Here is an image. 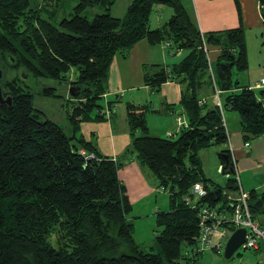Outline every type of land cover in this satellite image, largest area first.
Here are the masks:
<instances>
[{"label":"trees","instance_id":"trees-1","mask_svg":"<svg viewBox=\"0 0 264 264\" xmlns=\"http://www.w3.org/2000/svg\"><path fill=\"white\" fill-rule=\"evenodd\" d=\"M76 1L72 14L54 25L50 19L62 0H38L42 4L35 9L30 0H0V61L9 70L23 71L0 80L2 96L12 100L11 107L0 104V264H189L184 248L194 247L193 254L201 255L195 251L198 208L207 205L231 214L228 197L238 191L235 175L226 174L222 161L225 183L207 178L199 152L227 148L225 111L238 115L244 143L264 134V89L234 79V72L248 69L244 30L201 33L180 0H133L119 19L110 15L115 0ZM257 2L263 33L264 0ZM156 4L169 6L172 15L151 29ZM95 7L100 13L92 20L82 15ZM143 39L150 45L168 42L186 53L177 64L151 66L144 74L153 92L167 82L180 85L187 126L178 135H150L148 108L126 105L132 140L124 155H133L154 177L156 189L168 196L167 210L155 213L156 254L135 242L128 220L133 207L118 178L123 163L101 155L77 135L80 123L105 119L100 101L110 64ZM203 42L208 50H218L212 74ZM22 75L68 81L74 88L67 111L70 137L34 108ZM204 89L218 92L220 106L199 104ZM39 94L60 98L53 87ZM220 152L229 156L227 149ZM195 184L202 185L204 197H191ZM248 193L251 218L264 230V189ZM186 197L195 201L194 209Z\"/></svg>","mask_w":264,"mask_h":264},{"label":"crops","instance_id":"crops-1","mask_svg":"<svg viewBox=\"0 0 264 264\" xmlns=\"http://www.w3.org/2000/svg\"><path fill=\"white\" fill-rule=\"evenodd\" d=\"M132 1L115 0L110 15L117 19L123 18ZM180 1L189 19L201 33L223 32L240 27L244 30L247 57L250 52H253L252 37L257 39L258 32L263 31L257 0ZM168 8L170 7L164 4L154 6L150 18L151 29L160 28L169 20L172 9ZM209 53L212 54L211 61H214L218 55V50L209 48ZM185 55V51H178L172 55L164 43L150 45L146 39H143L137 42L124 56H115L109 67L107 92L102 98L103 103H101L103 109L100 110V115H104L105 119L80 123L79 133L84 140L90 141L101 155L123 163L118 171V178L126 189V196L132 207L147 204L145 208L148 207L149 210L153 198L157 197L156 193L160 194L161 191L156 190L154 177L147 169L139 165L133 155H124L132 140L127 121L126 105L128 103L134 106L145 105L148 108L146 124L150 135L160 138L178 135L182 127L178 125L177 119L186 123L185 115L180 106V85L167 82L162 85L158 92H153L145 85L144 74L151 66L168 67L177 64ZM257 57L261 60L260 51H258ZM258 73L261 77L262 68L260 71L258 69ZM250 80L244 85H240L255 89L257 82ZM201 96L210 105H217V102L221 103L220 98L216 99L211 89L202 90ZM232 119L234 122L230 130L229 122L224 116L228 144L234 154L240 185L246 192L253 190L260 192L264 189V134L251 141L249 149L245 150L239 118L238 121L234 117ZM135 135L137 136L139 133ZM212 148L214 149V147ZM221 149H226V147L222 146ZM199 157L202 167H204L202 154ZM222 176L224 184L227 177ZM230 197L233 198L234 194ZM142 211L144 210L138 211L140 217L143 216ZM157 211L159 210L155 209L154 213ZM255 251L259 253L255 260L264 261V248Z\"/></svg>","mask_w":264,"mask_h":264},{"label":"rangeland","instance_id":"rangeland-1","mask_svg":"<svg viewBox=\"0 0 264 264\" xmlns=\"http://www.w3.org/2000/svg\"><path fill=\"white\" fill-rule=\"evenodd\" d=\"M30 2L31 7L33 8L37 3L38 7L43 3L42 1V3H40L39 5L38 0H30ZM76 3V0H62V4L59 5L56 15L50 19V22L56 25L62 18H67L70 14H72V9L76 5ZM98 13H100V11L97 7H95L87 9L83 12L82 15L88 20H92L93 17ZM41 17H46L44 12H41ZM252 40L253 52H250L249 56L247 57L248 69L241 73L234 72V79L237 80L241 85H244L250 79L251 82L256 81L258 83L262 78V75L261 77L259 76L258 69L260 71V69L264 65V32H258L257 39L252 37ZM258 51H260L261 53V60L257 57ZM210 58H212L211 53ZM22 72L23 71L21 69H18L17 71L9 70V68H6L5 62L2 64V62L0 61V80H3L5 76H7L9 79L13 76H19L22 74ZM73 78H75V76L72 75L71 80ZM22 80L23 85L26 86L34 95L33 106L36 110L42 112V118L48 119L57 124L63 130L64 134L70 137L71 124L68 121L67 117V111H69L70 107L72 106L69 101L71 99V87L69 85V82H59L47 78L36 79L32 76L27 77L24 75H22ZM45 87H53L56 90V94L59 95L60 98L42 96L41 94H39L40 89ZM103 101L104 100L102 99L100 103H103ZM223 115L228 120L229 129L231 130L232 124L234 122L232 117H234L235 120L238 121V115L235 112L231 111H225ZM77 135L80 136V133H77ZM219 149H221V146H215L214 149L209 148L203 152L200 151L199 155L202 154L203 157V168L205 176L211 180H214L218 184H223L224 179L220 171V169L222 168V166L220 165L221 160L217 157V154L220 152ZM156 194L157 197L153 198V201L150 203L152 205L149 206V210L148 207L145 208L147 204L133 206L132 213L128 215V220L132 221L134 226L133 236L136 244L144 252L152 254L157 253L154 241L156 234L154 224V210L158 209L160 211H166L168 208V196L163 192H161L160 194ZM141 209L144 210L141 213L143 215L142 217H140L138 213V211ZM193 249L194 247L184 248V251L188 253L187 259L189 264H264V261L260 262L255 260V258L259 255V253H257L255 250H244L240 248L231 259L226 260L224 259V251H222V253L220 254H211L205 252L201 255H195L193 254Z\"/></svg>","mask_w":264,"mask_h":264},{"label":"built area","instance_id":"built-area-1","mask_svg":"<svg viewBox=\"0 0 264 264\" xmlns=\"http://www.w3.org/2000/svg\"><path fill=\"white\" fill-rule=\"evenodd\" d=\"M164 46L170 49L171 54L176 53L170 43L166 42L164 43ZM201 49L206 56L208 70L212 74V61L209 50L204 42L202 43ZM254 88L264 89V66L262 67V78ZM215 96L216 99H218V92H216ZM204 102V100H200L199 104H203ZM217 105L220 106V103L217 102ZM177 123L182 128H186L187 126V123L181 121L180 119H177ZM227 147L230 163L232 164V170L237 180L238 191L234 198L228 197L231 202V214L207 205H202L198 208V237L195 251L201 254L205 252L211 254L222 253V251H224L226 241L237 229L246 230L245 242L241 246L242 249L258 250L259 245L261 243L264 244V230H261L256 222H254L251 218V214L248 210L249 193L244 191L240 185L233 151L229 144H227ZM243 147L245 150H248L250 144L244 143ZM220 171H222V169H220ZM190 195L192 198L197 199L204 197L206 195V191L203 189L201 184H195L191 189ZM191 197H186L184 200L187 205H192V208L194 209L193 204L195 201H193Z\"/></svg>","mask_w":264,"mask_h":264},{"label":"water","instance_id":"water-1","mask_svg":"<svg viewBox=\"0 0 264 264\" xmlns=\"http://www.w3.org/2000/svg\"><path fill=\"white\" fill-rule=\"evenodd\" d=\"M0 78H1V73H0ZM74 88H71V94H73ZM0 104L1 105H7L8 107H11L12 105V100L11 97H6L4 98L1 93V88H0ZM217 157L222 161L225 167H227V172L226 174L228 175H233V170L232 168L229 167L230 161H229V156L226 153L219 152L217 154ZM223 169V167H222ZM225 175V174H223ZM245 236H246V230L245 229H237L235 230L230 237L228 238L225 247H224V259L229 260L233 257V255L241 248V246L245 242Z\"/></svg>","mask_w":264,"mask_h":264}]
</instances>
